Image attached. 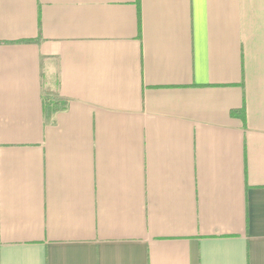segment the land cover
Masks as SVG:
<instances>
[{
	"label": "crops",
	"instance_id": "0c3cea01",
	"mask_svg": "<svg viewBox=\"0 0 264 264\" xmlns=\"http://www.w3.org/2000/svg\"><path fill=\"white\" fill-rule=\"evenodd\" d=\"M0 264H264V0H0Z\"/></svg>",
	"mask_w": 264,
	"mask_h": 264
},
{
	"label": "trees",
	"instance_id": "16d2710c",
	"mask_svg": "<svg viewBox=\"0 0 264 264\" xmlns=\"http://www.w3.org/2000/svg\"><path fill=\"white\" fill-rule=\"evenodd\" d=\"M232 114L238 116V117L241 118L242 120L244 119V112H243V110L232 111Z\"/></svg>",
	"mask_w": 264,
	"mask_h": 264
}]
</instances>
